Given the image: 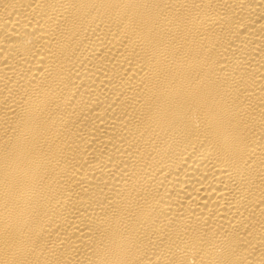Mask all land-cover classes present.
I'll use <instances>...</instances> for the list:
<instances>
[{"label": "bare ground", "instance_id": "bare-ground-1", "mask_svg": "<svg viewBox=\"0 0 264 264\" xmlns=\"http://www.w3.org/2000/svg\"><path fill=\"white\" fill-rule=\"evenodd\" d=\"M0 264H264V0H0Z\"/></svg>", "mask_w": 264, "mask_h": 264}]
</instances>
